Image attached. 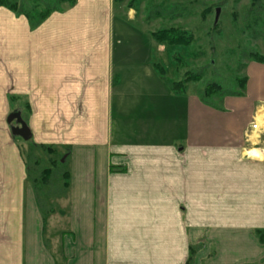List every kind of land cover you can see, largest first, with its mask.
<instances>
[{
    "label": "crops",
    "instance_id": "0c3cea01",
    "mask_svg": "<svg viewBox=\"0 0 264 264\" xmlns=\"http://www.w3.org/2000/svg\"><path fill=\"white\" fill-rule=\"evenodd\" d=\"M119 7L77 0L35 27L0 7V264L264 260V158L244 151L264 64L241 96L172 93L151 64L176 47L132 26L164 22ZM16 113L33 147L65 151L62 193L34 190Z\"/></svg>",
    "mask_w": 264,
    "mask_h": 264
},
{
    "label": "rangeland",
    "instance_id": "374dc122",
    "mask_svg": "<svg viewBox=\"0 0 264 264\" xmlns=\"http://www.w3.org/2000/svg\"><path fill=\"white\" fill-rule=\"evenodd\" d=\"M161 1H166L169 4H189L188 2L198 1L196 4H193L191 18H184L178 19L173 22L166 21L160 25L158 23H153L149 27L143 26L141 22L134 21L132 26L136 29L142 28L143 30L153 32L160 28H168V27H181L187 31H190L192 27L199 28L201 27L198 24V14L201 16V12L207 8H211V13L207 16L206 20L202 22L203 31H207L213 23L215 22V13L216 10H219L218 19L219 20V29L220 35L219 36H212L210 40V44H207L205 39H201L198 46H201V49H197L196 45H192L190 49L176 47L174 52L178 53L177 55L185 62L187 66L180 67V69L175 73L176 63L173 62L172 51L168 48L165 51V54H162V59L160 60V64L166 70V76L170 80H176L182 78L185 73L191 72L195 74L196 72H201L203 75L202 80L197 83L193 84L190 90H194L195 93L201 94L202 90L205 88L206 84L211 81H217L221 83L224 87V90H231V87H234L233 79L236 75L239 77L247 76V67L243 68V66H247L251 63H254L249 60V55L254 53H258L259 55L264 57V42L262 41L261 37L258 36L260 34H264V13L262 11L256 10V14L248 15L247 10L250 8L251 0H239V2L234 0H142L140 5H138L141 13L144 11L145 15V7L148 4H159ZM264 3V0H260ZM128 0H126V3ZM237 2V3H236ZM124 3V4H126ZM168 4V5H169ZM153 5V6H154ZM119 6L115 5V15H118ZM176 10V7H172L169 10ZM169 10H166L168 12ZM237 14V22L232 23V13ZM140 13V14H141ZM193 14H196L195 16ZM255 15L256 17L259 16V24L255 25L254 31L252 33L253 38L247 31L244 32L245 26L247 25L248 21L250 23L251 18ZM202 30V29H201ZM253 30V29H252ZM200 33L198 32L197 35ZM202 38V37H201ZM209 41V40H208ZM161 45V44H160ZM213 46L216 48L214 53H210V47ZM197 52V55L192 56V54L188 55L189 52ZM202 52V54L200 53ZM211 51H213L211 49ZM201 54V55H200ZM156 62V61H155ZM174 68V69H172ZM172 69V71H171ZM243 69V70H242ZM218 100V99H216ZM209 103L213 104L215 101L214 99L208 100ZM218 102V101H216ZM18 107L22 106V104L18 103ZM23 107V106H22ZM262 110V111H260ZM263 115L264 109L261 108L258 111ZM252 120V119H251ZM261 124V123H260ZM16 126V122L13 123ZM264 123L261 124L260 128L261 131L264 132ZM264 137V133L252 136V139L249 144L244 143V147L246 150H257L261 152V159L264 158V150L262 143L260 142L261 139ZM19 140L20 146H22V153L28 161L29 168H30V176L32 179H38L41 172L45 169H52V176L49 179L48 187L45 185H40L39 183L37 186L42 191L50 192V193H62L64 189V170L65 164L62 161L65 157L64 150H57L52 147H33L30 144V140L27 142H23L20 138ZM24 149V150H23ZM248 155V154H247ZM257 159V157H254ZM259 160V159H257ZM62 161V162H61ZM50 186V187H49ZM251 264H264V260L258 261Z\"/></svg>",
    "mask_w": 264,
    "mask_h": 264
},
{
    "label": "trees",
    "instance_id": "16d2710c",
    "mask_svg": "<svg viewBox=\"0 0 264 264\" xmlns=\"http://www.w3.org/2000/svg\"><path fill=\"white\" fill-rule=\"evenodd\" d=\"M77 0H0V7L6 8L7 10L17 14V15H23L26 17V19L29 21L30 25L35 27L39 25L43 20H45L50 14L53 12L61 11L67 8L72 7ZM114 5H121L123 3H126V0H112ZM142 0H128L126 3V9H133L136 10L138 5H140ZM239 2V0H234ZM198 1H192L188 2L189 4L179 5V4H169L166 1H161L158 5L157 4H148L145 7V17H144V23L149 25L150 23L160 20L162 22H173L178 19H188L193 17L192 13L190 12V9L192 10L193 4H196ZM236 2V3H237ZM169 4V5H168ZM250 8L247 10L248 15L256 14V10L262 11L264 13V3L260 0H251ZM154 5V6H153ZM176 7V10L171 9L172 7ZM166 10H169L166 12ZM211 8H207L204 11L198 14V24L201 25V27L196 28L192 27L190 31H187L181 27H168V28H160L156 31L150 32L149 35L152 38V40L161 45H165L167 47H182L190 49L192 45H196L197 49H201V46H198L197 43L202 41L201 39L207 38L205 41L207 44H210V40L212 39V36H219L220 35V29H219V20L216 22L213 21L211 27L207 29V31H203V23L207 16L211 13ZM194 16L196 14H193ZM232 23L237 22V14L232 13ZM202 23V24H201ZM259 24V16L256 17L253 15L251 18V21L247 23L245 26V31H247L251 37L252 33L254 31L255 25ZM202 29V30H201ZM253 29V30H252ZM198 32L200 33L199 35ZM260 34H258L259 37H261L262 41L264 42V34H261V31H259ZM202 37V38H201ZM209 40V41H208ZM211 49L209 50L210 53H214L216 51V48L211 46ZM202 54V52L200 51ZM192 54V56L197 55V52H189L188 55ZM200 54V55H201ZM173 62L176 63V68L174 72L175 73L180 69V67L187 66L185 62L177 55L172 56ZM249 60L255 63L264 64V57L259 55L258 53H254L252 55H249ZM152 68L154 69L156 75L161 79L164 84L167 86V88L175 94H187L190 90V86L193 84L199 83L203 75L201 72L193 73H185L182 78L176 79V80H170L166 76V72L162 65L159 62H153L151 64ZM246 66H243L245 68ZM243 70V69H242ZM247 77H239L236 75L233 79L234 87H231V90H224V87L221 83L217 81H211L208 84H206L205 88L201 92L200 98L204 103H209L208 100L211 99H218L219 97H230V96H241L245 90L246 84H247ZM45 147V146H43ZM52 169H45L41 172L38 179H32V186L35 191L39 190V187L37 184L45 185L48 183L50 176H52ZM64 178V184L63 186H67L68 184V173L63 174ZM256 235L260 242L264 243V231L257 230Z\"/></svg>",
    "mask_w": 264,
    "mask_h": 264
},
{
    "label": "water",
    "instance_id": "95a60500",
    "mask_svg": "<svg viewBox=\"0 0 264 264\" xmlns=\"http://www.w3.org/2000/svg\"><path fill=\"white\" fill-rule=\"evenodd\" d=\"M219 10L215 13V22L218 19ZM12 122H16L19 127H12L11 133L13 136L21 138L24 142L31 140V133L26 123L22 120L19 113L9 115L7 123L10 125ZM63 161V160H62ZM61 161V162H62Z\"/></svg>",
    "mask_w": 264,
    "mask_h": 264
},
{
    "label": "built area",
    "instance_id": "2783aa9c",
    "mask_svg": "<svg viewBox=\"0 0 264 264\" xmlns=\"http://www.w3.org/2000/svg\"><path fill=\"white\" fill-rule=\"evenodd\" d=\"M260 117L261 116L256 115L254 119L252 120V122L250 123V125L248 126V128L246 129L245 138L247 141H249L252 138V136H254V134L259 136L261 133L262 134L264 133L263 130L261 131V128H260L261 124L264 123V120H261Z\"/></svg>",
    "mask_w": 264,
    "mask_h": 264
},
{
    "label": "bare ground",
    "instance_id": "6f19581e",
    "mask_svg": "<svg viewBox=\"0 0 264 264\" xmlns=\"http://www.w3.org/2000/svg\"><path fill=\"white\" fill-rule=\"evenodd\" d=\"M260 111H262V110H260ZM246 154H248V155H250L252 157L259 158L261 153L259 151H257V150H249V151L246 152Z\"/></svg>",
    "mask_w": 264,
    "mask_h": 264
}]
</instances>
